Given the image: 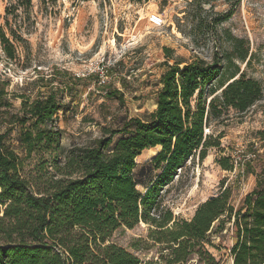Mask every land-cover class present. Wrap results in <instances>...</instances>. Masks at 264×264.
Listing matches in <instances>:
<instances>
[{"label": "trees", "instance_id": "trees-1", "mask_svg": "<svg viewBox=\"0 0 264 264\" xmlns=\"http://www.w3.org/2000/svg\"><path fill=\"white\" fill-rule=\"evenodd\" d=\"M41 1L48 5L56 0ZM32 8L33 0H13L5 15L0 13V40L9 58L15 56L11 38L21 40L19 31ZM249 50L235 43L237 57L247 64ZM165 65L154 111L125 119L90 145L70 147L63 145V131L50 125L63 107L57 91L33 100L23 95L20 112L12 113L10 81L0 78V122L8 123L5 131L0 129V264H140L138 256L108 242L119 228L140 221L155 226L152 239L166 243L168 253L160 264H187L193 255L202 264H221L206 244L212 245L210 234L223 231L232 218L233 264H264L260 176L237 209L230 202L232 189L226 187L201 203L191 220L159 210L161 190L178 169L196 157L203 161L211 148L221 146L224 129L211 135L206 127L213 122L225 126L249 111L263 97L262 84L239 66L227 77L218 56L211 62L196 58ZM106 94L123 101L119 90ZM15 125L20 126L19 148L7 139ZM158 147L137 169L142 152ZM29 159L34 164L27 169ZM226 162L219 160L232 170L233 161ZM243 170L254 174L250 160Z\"/></svg>", "mask_w": 264, "mask_h": 264}, {"label": "rangeland", "instance_id": "rangeland-1", "mask_svg": "<svg viewBox=\"0 0 264 264\" xmlns=\"http://www.w3.org/2000/svg\"><path fill=\"white\" fill-rule=\"evenodd\" d=\"M12 1L0 0L2 16ZM153 13L163 17V25L150 23ZM19 34L20 41L11 38L14 58L8 57L0 40V78L10 81V111L20 112L23 95L33 100L57 91L63 107L50 125L63 131L65 147L90 145L121 127L125 119L143 118L154 111L165 62L187 63L196 58L211 62L218 56L227 77L239 66L260 81L263 97L227 125L213 122L206 127L211 135L224 129L221 146L211 148L203 161L196 157L178 169L174 180L161 190L159 210L169 209L176 219L191 220L201 203L226 187H231L230 202L237 209L257 186V175L264 179V0H56L48 5L33 0L31 16ZM235 43L249 46L248 64L237 57ZM115 89L123 93V101L106 94ZM6 127L8 123L0 122L2 131ZM19 131L15 125L7 138L15 148L20 146ZM160 149L144 150L136 160L137 169ZM220 159L233 161L234 168H223ZM248 160L254 174L243 170ZM32 164L29 159L26 168ZM219 223L215 222L214 230ZM154 229L140 221L133 228H119L108 242L138 256L140 264L165 263L162 256L168 248L152 239ZM210 239L212 245L206 247L221 264H233V218ZM187 264L202 263L193 255Z\"/></svg>", "mask_w": 264, "mask_h": 264}, {"label": "built area", "instance_id": "built-area-1", "mask_svg": "<svg viewBox=\"0 0 264 264\" xmlns=\"http://www.w3.org/2000/svg\"><path fill=\"white\" fill-rule=\"evenodd\" d=\"M150 23L153 25V26H161L164 24V19L163 17L158 14V13H153L150 15Z\"/></svg>", "mask_w": 264, "mask_h": 264}]
</instances>
